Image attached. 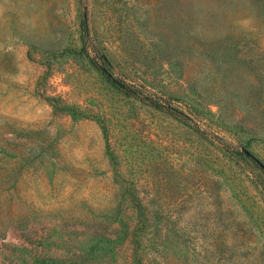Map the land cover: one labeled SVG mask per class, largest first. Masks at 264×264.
I'll return each mask as SVG.
<instances>
[{
	"label": "rangeland",
	"instance_id": "obj_1",
	"mask_svg": "<svg viewBox=\"0 0 264 264\" xmlns=\"http://www.w3.org/2000/svg\"><path fill=\"white\" fill-rule=\"evenodd\" d=\"M0 264H264V0H0Z\"/></svg>",
	"mask_w": 264,
	"mask_h": 264
}]
</instances>
